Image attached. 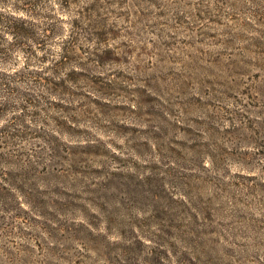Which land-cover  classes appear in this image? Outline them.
<instances>
[{"label": "rangeland", "instance_id": "374dc122", "mask_svg": "<svg viewBox=\"0 0 264 264\" xmlns=\"http://www.w3.org/2000/svg\"><path fill=\"white\" fill-rule=\"evenodd\" d=\"M37 12L0 64V264H264V0Z\"/></svg>", "mask_w": 264, "mask_h": 264}, {"label": "trees", "instance_id": "16d2710c", "mask_svg": "<svg viewBox=\"0 0 264 264\" xmlns=\"http://www.w3.org/2000/svg\"><path fill=\"white\" fill-rule=\"evenodd\" d=\"M42 1L0 0V64H9L12 52H26L34 48L36 42L44 41L37 37L34 22Z\"/></svg>", "mask_w": 264, "mask_h": 264}]
</instances>
